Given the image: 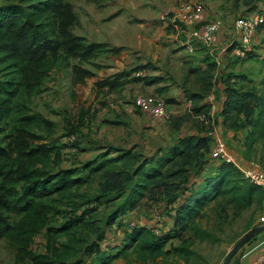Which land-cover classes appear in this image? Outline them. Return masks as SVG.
Segmentation results:
<instances>
[{
	"label": "trees",
	"instance_id": "trees-1",
	"mask_svg": "<svg viewBox=\"0 0 264 264\" xmlns=\"http://www.w3.org/2000/svg\"><path fill=\"white\" fill-rule=\"evenodd\" d=\"M5 1L9 3L0 4V240H5L14 250V264H81L84 258H92V264H112L120 258L125 260L123 264H190L196 254L192 246L210 236L194 220L206 206L225 202L239 211L259 204L262 199L264 206V193L259 186L246 179L232 163L209 158L213 139L203 133L204 126L199 128L195 122L193 129L197 133L176 138L179 149L173 151L170 147L169 153L160 159L147 154L143 147L137 151L109 147L107 154L89 163L88 174H99L94 200L124 192L119 203L112 206L106 222H102L104 216L99 217L95 206L72 202V214H64L66 219L61 225L49 226V216L62 212L55 204L64 199L73 201L85 180L76 175V168L59 166L54 148L37 142L46 137L36 134L35 129H49L51 123L31 113L20 98H24L25 89L29 91L40 84L60 49L69 55L88 58L101 45L74 43L69 37L62 19V13L68 9L64 0ZM70 42L71 49L67 47ZM251 56L249 52L244 58ZM255 59L264 64V55ZM211 62L208 71L214 68L215 62ZM5 70H10L11 75L2 74ZM127 76L129 73L115 75L97 86L117 90L126 83ZM226 80L221 109L224 124L234 132L247 128L252 137L256 133L264 135V71L260 79L261 94L244 73L229 74ZM244 82L253 86L237 88L238 83ZM214 164L213 174L206 178L191 181L189 175L184 187L168 186L167 179L180 172L201 173ZM171 167L175 171L168 175ZM139 175L144 179L135 180ZM146 177L150 178L147 184ZM145 184L158 188V195L166 204H175L169 217L172 231L156 236L146 227L130 226L120 237V246L109 248L118 250L114 254L105 251V240H110L106 229L119 224L126 204L131 210L136 207ZM227 211L224 206L218 212L226 216ZM94 218L96 225L92 222ZM40 233L43 235L37 249L33 239Z\"/></svg>",
	"mask_w": 264,
	"mask_h": 264
},
{
	"label": "rangeland",
	"instance_id": "rangeland-1",
	"mask_svg": "<svg viewBox=\"0 0 264 264\" xmlns=\"http://www.w3.org/2000/svg\"><path fill=\"white\" fill-rule=\"evenodd\" d=\"M191 1L196 5L204 6L209 11H214L215 15L222 19L229 17L231 25L239 17H251L257 13L264 15V0H202L203 5L200 3L201 0ZM8 3L5 0H0L1 5ZM178 3L179 0H64L68 9L65 14L62 13V19L69 37L74 43L99 44L101 48L95 55L88 58L69 55L60 49L59 55L51 60V69L40 84L32 90L25 89L24 98H20L28 106L31 113L41 116L51 123L49 129H35L36 134L46 137L45 140L37 142L45 143L52 149L54 148V155L58 159L59 166L76 168V175L85 180L80 189L75 192L73 201L64 199L66 201L62 203L59 201L55 204L56 209L62 212H55L49 216V226L61 225L66 219L64 214L66 216L72 214V202L79 206L84 203L95 206L99 217L104 216L102 218L103 223L106 222L112 206L119 203L123 191H118L108 198L94 200L98 190L99 174H88V171L91 161H95L99 156L108 153L109 149L105 145L117 144L118 147H125L126 149L127 144L132 143L138 137L136 134L131 137L125 131L124 125H116L106 121L108 118L105 110L113 109L119 104L129 85L124 83L117 90L111 91L107 87L97 86V83L122 73H129L127 77H130L133 72H138L143 67H150L151 63L144 65L143 62L152 60H155V64L159 63L158 67L162 69L163 74L173 79L170 71L165 70V63H170L174 54H178L180 58L183 49L174 44L176 42L175 36H185L179 32L172 34L169 26V22L172 24L169 18L173 17ZM65 15L67 16L66 20H64ZM256 37L257 39L252 41L251 55L253 56L246 59L244 56L241 58L244 60L237 61L235 64H238L236 75L244 73L248 80L255 83L254 88L257 93L261 94L260 79L261 72L264 71V64L255 59V56L257 54L264 55V24L256 30ZM188 43L193 44V49L195 48L197 52L202 51L200 53L202 56L209 50L206 45L197 41H188ZM69 45L71 42L67 46L71 49ZM217 50L210 54H216ZM223 53L221 52L220 56H224ZM171 66L173 68L175 63ZM3 73H5L4 75H11L10 70H5ZM181 76L179 74L177 78L180 80ZM80 78L82 80H79ZM225 84H228L227 80ZM238 84L237 88L252 85L248 82ZM122 87L124 89L118 93ZM148 93L141 95L162 98L160 95ZM165 102L167 105L166 100ZM82 114L83 117H81ZM98 115H105L104 122L94 121ZM213 116L211 115L212 120L206 121L203 133L208 136L211 132L217 133L229 152L234 154V157L237 155L243 163H252L251 165L264 170V135L256 133L252 137L247 128L234 132L227 129L226 125L227 130L218 132ZM80 117L82 119H79ZM194 125V122L191 121L193 128ZM201 127L203 128V126H199V128ZM49 130L51 132L47 133ZM147 133L154 135L152 132ZM149 138L152 140L149 142L152 145L151 150L155 149L157 144L168 140L166 139L168 137L164 135H154ZM252 138L255 140L252 141ZM212 142L214 144V140ZM141 147L147 150L144 145L140 146L138 150ZM100 148L103 150L96 154V150H100ZM211 152L212 150L210 151V159L212 160L215 158L212 157ZM212 162L210 161L211 164L214 163ZM215 164L218 165V163ZM215 164L210 170L201 173L180 172L167 179L168 186L170 189L181 185L184 187V182L189 175H191V181L206 178L207 175L213 174ZM174 171L172 169L168 175ZM241 175L239 173V177ZM136 177L134 176L135 180L144 179L142 175ZM146 179L147 184L150 178L146 177ZM146 184L142 194L138 197L136 207L131 210L126 204L119 216V224L115 223L106 229L109 231L107 238L110 239L105 240L107 246L117 238L123 237L125 231L131 228L130 226L146 227L156 236L172 231L169 217L174 213L175 204H166L158 195V188L154 186L150 188ZM127 188L131 190L130 185ZM56 197L60 198L59 196ZM262 200L259 204L239 211H236L235 207L226 205L225 202L215 206L213 204L206 206L194 220L201 228L207 229L210 236L207 240L197 242L192 246L196 254L193 255L190 264H222L236 241L249 229L257 226L258 218L263 211ZM224 206L228 210L226 216L223 215V212L221 214L218 212ZM159 211L163 215H160ZM92 222L95 224V218ZM42 235L41 233L37 234L33 239V245L37 249H40L38 245ZM91 235L92 230L89 232V237ZM105 243H100V245L104 246ZM236 255L229 264L235 263ZM13 257L14 250L5 240H0V264H14ZM124 262L125 260L120 258L113 261L112 264H123ZM81 264H92V258H84Z\"/></svg>",
	"mask_w": 264,
	"mask_h": 264
},
{
	"label": "crops",
	"instance_id": "crops-1",
	"mask_svg": "<svg viewBox=\"0 0 264 264\" xmlns=\"http://www.w3.org/2000/svg\"><path fill=\"white\" fill-rule=\"evenodd\" d=\"M200 3H203L202 0ZM201 8L203 16L202 23L212 22L217 19L222 21V27L217 31V47L215 50H218L216 54H210L215 52V50L206 47L209 50L202 56L200 54L202 51L197 52L195 48L193 49V44L184 42L186 37L175 36L176 42L174 44L182 48L183 52L180 53V58L178 54H174L172 55L170 63H165V70L170 71L173 79L162 73V69L158 67L159 63L155 64V60L145 61L143 62L144 65L146 63H151L152 65L150 67H143L140 71L133 72L130 77H127L125 84L128 83L129 86H127V91L123 99L115 108L105 110L107 112V122L124 125L125 131L131 137L135 134L138 136L135 141L127 144L128 147L126 148L136 151L140 146L144 145L147 147L145 148L147 149L146 152L150 151L147 154H153L154 157L160 159L166 153H169L170 147L174 149L173 151L179 149L176 146V138L197 133L198 130L193 129L191 121L196 122L199 126H206V121L212 120L211 115H214V124L218 132L229 129H226L224 116L221 114L222 104L225 99L223 90L226 82L224 79L226 75L231 74L232 76L237 74L238 64H235V62H241V60L246 58L241 59L236 56L235 49L238 45V35L233 25H231V19L229 17L222 19L218 15H215L214 11H209L204 6H201ZM169 19L172 21V16ZM169 26L172 34H178L173 23L171 24L169 22ZM255 39H257L256 33L254 41ZM221 52H224L222 54L224 56H220ZM211 60L215 62L214 68L208 71V64L212 63ZM173 63H175V66L172 68L171 65ZM179 74L182 75L180 80L177 78ZM132 77L137 78V80H132ZM145 80L152 82L147 83ZM147 93L160 95V97L167 101V117L163 119L167 120L166 122L156 120L146 113H143L134 104L137 96ZM206 93H210V95ZM197 95L199 97L195 98ZM213 99L214 101H212ZM104 117L105 115H98L94 121L104 122ZM147 132H152L157 136H167L168 138L166 139L168 140L164 143L157 144L156 148L151 150L152 145L149 142L152 140L149 137H153L154 135ZM105 147L108 149L109 147H118V145L110 143L105 145ZM102 150L103 148L96 150V154ZM235 157L241 167H250L252 164L243 163L237 155ZM119 239L120 237L107 246V248L105 247L104 250L114 254L117 248L114 251H111L109 248H114L116 245H119ZM263 251L264 231L242 247L235 257L236 261L234 264L250 263Z\"/></svg>",
	"mask_w": 264,
	"mask_h": 264
},
{
	"label": "built area",
	"instance_id": "built-area-1",
	"mask_svg": "<svg viewBox=\"0 0 264 264\" xmlns=\"http://www.w3.org/2000/svg\"><path fill=\"white\" fill-rule=\"evenodd\" d=\"M202 8L191 0H179L178 7L172 17V23L175 29L185 35V41H197L206 47L215 50L217 47V31L222 27V21L217 19L212 22L202 23ZM264 24V15L255 14L251 17H239L235 19L233 28L238 34V45L235 53L243 58L252 50V41L257 28ZM136 107L151 116L152 118L163 120L167 117V105L163 98H156L147 95H139L135 98ZM213 140L212 157L232 163L243 176L251 183L259 186L264 193V170L251 165L250 167H241L233 154L226 148L222 138L217 133H209ZM258 224H264V206L263 211L258 218ZM247 264H264V251L252 262Z\"/></svg>",
	"mask_w": 264,
	"mask_h": 264
},
{
	"label": "water",
	"instance_id": "water-1",
	"mask_svg": "<svg viewBox=\"0 0 264 264\" xmlns=\"http://www.w3.org/2000/svg\"><path fill=\"white\" fill-rule=\"evenodd\" d=\"M264 231V224H258L244 233L228 251L222 264H229L232 258L242 249L244 245Z\"/></svg>",
	"mask_w": 264,
	"mask_h": 264
}]
</instances>
